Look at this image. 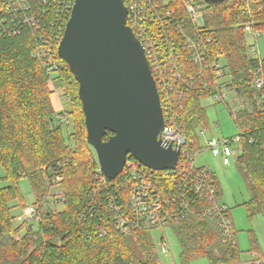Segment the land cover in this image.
<instances>
[{
    "label": "trees",
    "instance_id": "obj_1",
    "mask_svg": "<svg viewBox=\"0 0 264 264\" xmlns=\"http://www.w3.org/2000/svg\"><path fill=\"white\" fill-rule=\"evenodd\" d=\"M210 9L205 28L226 60L229 87L248 102L233 115L241 136L236 161L252 186V197L244 205L251 219L257 214L264 218V86L259 92L251 88L256 62L249 55L245 34L248 24L264 34V0H227ZM39 37L32 28L11 37L0 33V165L8 184L0 187V264H160L151 231L123 234L98 207L108 193L101 188L99 166L87 143L79 85L59 57L54 59L59 66L53 70L44 58L33 55ZM53 79L67 87L79 108L82 123L75 124V130L58 119L64 112H58L52 100ZM201 100L190 99L181 113L189 137L194 136L192 125H207ZM69 114L78 120L77 112ZM125 175L126 171L116 183ZM22 179H28L35 196L33 206L40 213L36 221L26 220L15 229L10 202L20 198ZM216 184L220 199L217 179ZM56 186L62 187L57 192L61 194L52 195L54 203L62 205L60 210L49 205ZM103 229L105 235L100 232ZM169 229L179 243L182 264L201 259L209 264H253L241 262L238 245L225 244L215 218L193 215Z\"/></svg>",
    "mask_w": 264,
    "mask_h": 264
},
{
    "label": "built area",
    "instance_id": "obj_2",
    "mask_svg": "<svg viewBox=\"0 0 264 264\" xmlns=\"http://www.w3.org/2000/svg\"><path fill=\"white\" fill-rule=\"evenodd\" d=\"M0 2V33L11 37L20 34L23 28L36 30L40 33V44L33 55L44 58L48 69H57L58 61L54 59L59 57L58 47L75 0ZM124 2L127 25L142 44L157 84L165 122L159 138L174 149L179 147L180 156L176 167L170 170H154L130 157L124 168L125 178L118 183L116 180L124 171L115 180H109L98 169L101 188L108 195L106 202L97 205L126 235L141 230H164L193 215L215 218L225 244L236 248V231L229 208L218 198L216 178L210 168L196 166L195 156L209 149L229 166L234 156L232 145L240 143L241 136L226 139L218 132V137L208 136L207 125L201 123L192 125L194 136L189 137L181 114L190 99L210 97L225 103L229 91L236 95L229 87L228 69L222 65L224 56L214 48L216 40L205 28L211 4L205 0ZM245 34L252 40L249 52L256 62L251 88L259 92L264 86L263 59L259 54L263 33L248 24ZM53 70L48 73L54 74ZM247 104L246 101L243 107ZM58 119L65 123V119ZM218 127L216 124V130ZM26 212V220L31 221H36L40 213L35 206L28 207ZM100 232L105 235V229ZM161 242V253L165 254L168 246L165 237Z\"/></svg>",
    "mask_w": 264,
    "mask_h": 264
},
{
    "label": "water",
    "instance_id": "obj_3",
    "mask_svg": "<svg viewBox=\"0 0 264 264\" xmlns=\"http://www.w3.org/2000/svg\"><path fill=\"white\" fill-rule=\"evenodd\" d=\"M58 56L79 85L87 143L103 176L115 180L130 157L154 170L176 167L180 148L159 138L165 122L157 84L124 0H75Z\"/></svg>",
    "mask_w": 264,
    "mask_h": 264
},
{
    "label": "rangeland",
    "instance_id": "obj_4",
    "mask_svg": "<svg viewBox=\"0 0 264 264\" xmlns=\"http://www.w3.org/2000/svg\"><path fill=\"white\" fill-rule=\"evenodd\" d=\"M211 9L209 8V11ZM208 11V12H209ZM247 46L251 45L250 37L246 39ZM259 54L264 60V34H261L259 40ZM250 55V52H249ZM222 65L226 66L225 58L222 60ZM229 78V71H228ZM50 89L53 92L52 100L58 107V112H64L61 121L65 119V125L72 130H75V124L80 126L82 123L79 115V108L74 106L72 99L67 91V87L59 85L53 79L50 83ZM227 101L216 102L210 97L201 100L202 106L205 110L204 114L207 121L208 136L218 137L217 132L226 139H234L239 135L238 128L235 124L233 115L242 109L246 104L241 102L239 96L228 92ZM73 104V105H72ZM69 112H77L78 120L74 114ZM63 124V123H62ZM216 124L218 129L216 130ZM201 126V123H196L195 126ZM234 156L231 159V165L225 166L222 158L215 156L209 149L199 152L195 156V164L198 167H208L219 182L221 189V202L227 205L231 213V219L236 231L238 248L241 251L240 259L243 263H264V218L261 214L255 215L252 219L249 217L247 207L244 205L249 202L252 197L251 180L245 173L244 169L236 161V155L239 152V143L232 145ZM92 155L96 158V154L92 149ZM97 161V159H96ZM5 170L0 165V187L4 188L8 184L4 180ZM20 198L10 202L11 215L14 218L13 226L18 229L26 221L27 208L35 203V196L33 194L31 185L28 179H22L19 183ZM60 186L52 189L49 197V205L54 206L60 210L61 204H55L53 201V194H58L61 191ZM153 243L158 250L160 264H182L180 259L181 249L175 234L171 229L154 230L149 232ZM165 237L167 240V253H161V238ZM194 264H209L206 260L201 259Z\"/></svg>",
    "mask_w": 264,
    "mask_h": 264
},
{
    "label": "crops",
    "instance_id": "obj_5",
    "mask_svg": "<svg viewBox=\"0 0 264 264\" xmlns=\"http://www.w3.org/2000/svg\"><path fill=\"white\" fill-rule=\"evenodd\" d=\"M55 104H56V103H54V105H55ZM57 110H59L58 107H57Z\"/></svg>",
    "mask_w": 264,
    "mask_h": 264
}]
</instances>
